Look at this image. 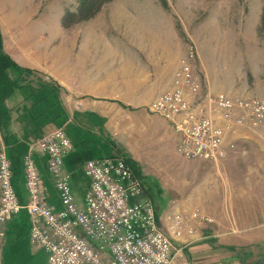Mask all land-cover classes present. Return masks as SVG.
Wrapping results in <instances>:
<instances>
[{
	"label": "rangeland",
	"instance_id": "rangeland-1",
	"mask_svg": "<svg viewBox=\"0 0 264 264\" xmlns=\"http://www.w3.org/2000/svg\"><path fill=\"white\" fill-rule=\"evenodd\" d=\"M78 1L0 0L2 50L24 58L33 68L14 77L17 88L2 109L20 107L19 113L26 109L36 125L48 131L64 129L71 144L70 155L63 158L69 177L75 160L83 170L82 162L88 159L123 158L140 182V198L150 199L158 214L173 209L174 202L181 207L184 198L187 210L213 218L207 227L225 222L223 231L229 237L223 241L236 238L231 243L248 250L238 254L250 253L244 264H253L260 249L241 242L227 198L215 209L219 217L191 200L197 187L214 185V175L220 185L211 189L208 205L214 210L227 188L223 160L182 157L176 150L179 135L147 106L170 87L179 61L189 51L194 55L192 72L201 84L190 98L194 106L203 109L205 96L219 92L264 100V0H110L91 18L63 26L64 13L75 11ZM95 77L111 95L107 103L112 105L94 107L82 100V83L93 84ZM254 131L261 132L264 141L263 123L253 131L237 128L225 144L239 146L240 139ZM247 144L259 146L257 139ZM80 182L79 173L74 183ZM42 190L45 194L43 182ZM15 215L6 218L0 250L18 252L21 243L17 264L44 262L46 253L25 242L23 230L7 234L8 221L18 219ZM176 259L186 262L174 249Z\"/></svg>",
	"mask_w": 264,
	"mask_h": 264
},
{
	"label": "built area",
	"instance_id": "built-area-1",
	"mask_svg": "<svg viewBox=\"0 0 264 264\" xmlns=\"http://www.w3.org/2000/svg\"><path fill=\"white\" fill-rule=\"evenodd\" d=\"M193 52L179 61L170 87L147 106L165 119L178 134L177 152L186 159L223 160L234 144L226 137L244 128L258 129L264 123V100L207 94L203 109L191 97L201 89L193 74ZM34 150L46 157V167L60 203L52 209L43 196L42 179L27 150L22 169L27 200L14 190L12 164L0 147V239L6 218L24 209L30 218L29 242L47 255L45 264H174V241L194 238L198 225L213 218L199 210L173 208L162 217L148 198L131 167L120 157L88 159L83 163L89 181L83 203L75 202L63 158L71 144L62 127L39 140ZM181 264H190L183 262Z\"/></svg>",
	"mask_w": 264,
	"mask_h": 264
},
{
	"label": "crops",
	"instance_id": "crops-1",
	"mask_svg": "<svg viewBox=\"0 0 264 264\" xmlns=\"http://www.w3.org/2000/svg\"><path fill=\"white\" fill-rule=\"evenodd\" d=\"M4 52L21 68L33 69L24 58H16L5 49ZM97 81L99 80L95 77L93 84L87 82L86 85L82 83V90H84L82 100H90L91 102H86L87 105L94 107H104L106 104L112 105L113 103H107L111 95L105 94L103 87H101L102 84H99ZM17 108L16 111L14 107L3 109L6 112V118L0 124V147L5 151L12 163L15 193L22 203L27 200L23 169L19 163L23 152L29 149L32 151L33 159L36 162L42 182L44 183L45 194L43 196L52 209L58 210L60 203L53 181L47 171L46 157L33 149L35 144L50 131L46 128L47 126L36 125L37 120L29 117L26 109L22 111L23 114L21 115L19 113L21 108ZM254 139H257L259 146L250 147L252 145H248L247 143ZM239 143V146L234 143V149H229L227 156L223 159V173L227 188L223 190L221 198L220 195L218 196L214 210H211L212 207L208 205L211 201L210 199L213 198L211 189H220V185L216 184L214 175H211L214 185L197 187L195 198H191V200L193 204L197 201L201 209L208 211L215 217H219L221 215L219 214V209H215L221 207L225 202V198H227L229 207L233 209V217L238 219V237L242 239L241 242L247 241L249 246L260 249V253L254 258L253 264H264V141L261 132L254 131L246 133L240 139ZM68 155L70 154L67 153L64 158ZM84 162H82V167ZM71 165V188L73 189L75 202L81 205L85 192L88 189L89 181L84 176L83 170L80 169L81 164H79L78 160H75L74 164ZM78 172L82 175V182L75 184V178L79 177ZM185 201L181 197V207H179L178 202H174L172 207L177 206L180 209H186L184 204H182ZM156 213L162 223L163 214H158V211ZM15 216H18L17 221H8L7 223V234L10 233L15 236L14 231L17 229L23 230L25 232L24 236H26L25 242H27L29 240L30 218L24 209ZM225 226V222L216 228L212 226L207 227V225H198L193 239L184 236L174 241L176 253L179 256L181 255L186 262H190V264H244L250 253L244 252L241 255L238 254V250H248L237 247L234 244L237 241L236 238L235 240L230 238L231 242L234 243L223 241L229 237L228 233L223 231ZM225 242L228 245H224ZM21 250V243L18 252L17 248H12L5 253L0 250V264H17L18 258L20 257L17 254L21 253ZM185 255L186 258L184 257ZM46 260L40 264H45ZM183 262L185 261L178 263L177 259L174 260V264H181Z\"/></svg>",
	"mask_w": 264,
	"mask_h": 264
},
{
	"label": "trees",
	"instance_id": "trees-1",
	"mask_svg": "<svg viewBox=\"0 0 264 264\" xmlns=\"http://www.w3.org/2000/svg\"><path fill=\"white\" fill-rule=\"evenodd\" d=\"M110 0H79L75 11H66L62 17L61 23L63 26H68L71 23L87 20L91 18L102 5ZM2 34L0 31V113L1 123L6 118V112L2 109V102L7 96L17 88V74L27 73L29 70L19 67L11 58L2 50ZM21 155L20 165H22ZM12 164V163H11Z\"/></svg>",
	"mask_w": 264,
	"mask_h": 264
}]
</instances>
